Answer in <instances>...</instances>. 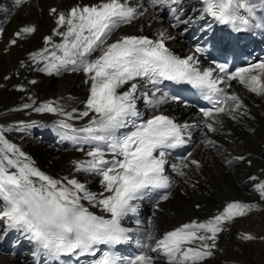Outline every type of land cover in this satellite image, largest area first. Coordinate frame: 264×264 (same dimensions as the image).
I'll list each match as a JSON object with an SVG mask.
<instances>
[{"label": "snow or ice", "instance_id": "1", "mask_svg": "<svg viewBox=\"0 0 264 264\" xmlns=\"http://www.w3.org/2000/svg\"><path fill=\"white\" fill-rule=\"evenodd\" d=\"M27 3L29 0H13V7L19 9ZM181 3L182 0H147L146 7L140 0H78L66 10L49 9L55 27L43 37L44 47L28 53V60L35 65V71L49 76L82 72L86 99L81 101L82 109L71 111L55 101L37 105L31 96L32 103L22 107L58 115L60 119L54 127L61 140L71 141L85 158L71 161L69 175H49L5 137V132L26 131L37 121L0 127V241L14 230L34 246V256L46 258L45 264L58 262L61 257H92L87 264H159L161 259L166 264H208L223 251L219 240L238 218L264 210L261 168L258 175L248 176L256 202L227 200L215 214L181 223L157 236L156 212L173 197L177 183L169 167L193 191L199 186L193 175L202 174L204 167L193 151L171 163L173 150L188 145L191 130L197 128L202 131L200 144L215 151L226 167L243 163L251 166V154H226L210 134L224 132L223 116L237 123L254 118L242 98L229 91L231 81H238L249 92L264 98V58L232 71L227 63L214 60L203 67L201 57L206 49L200 45L183 57L168 46L176 39L169 27L192 23L178 15ZM201 3L200 18L211 17L236 32L264 29V16L257 14L258 10L264 11V0ZM157 7L167 8L175 22L162 26L153 36L141 30L139 34L113 38L123 26ZM151 18L157 19L155 15ZM207 27L211 30V25ZM4 32L0 26V37ZM36 32L34 24L22 25L8 45L16 46ZM20 66L24 67L25 61ZM165 82L190 85L199 92L210 105L198 109L201 119L181 123L169 114L165 106H195L179 94L164 90ZM29 83L35 85L37 81ZM74 121L84 123L76 126ZM248 132L255 134L256 129L249 127ZM78 174L98 178L101 190L91 191ZM145 200L154 201V211L147 221L140 214ZM125 221L135 227L126 226ZM236 238L242 244L264 243V234L250 231L240 232ZM133 241L137 247L134 254L121 256L114 251L116 246Z\"/></svg>", "mask_w": 264, "mask_h": 264}, {"label": "bare ground", "instance_id": "2", "mask_svg": "<svg viewBox=\"0 0 264 264\" xmlns=\"http://www.w3.org/2000/svg\"><path fill=\"white\" fill-rule=\"evenodd\" d=\"M75 1L29 0V3L22 8L16 9L13 7V0H0V24L5 29L3 37H0V127L7 128L10 125L15 127L21 121L26 123L37 121L36 126L26 131H7L5 137L30 156L37 167L57 177L69 175L71 161L84 159V153L61 151L58 148L61 140L52 136L50 140L49 135H45V126L58 133L54 127L55 121L60 119L58 115L36 113L30 109H23L22 105L32 103L29 99L31 96L37 105L45 101H55L67 111H71L72 108L82 109L81 101L86 99L87 95V85L83 83L84 74L65 72L60 76H49L35 71V65L28 60V53L41 48L43 36L51 33L52 28L55 27L54 20L49 15V9L69 6ZM88 1L95 0H83V2ZM154 15L157 19L153 20L152 14H146L130 28L153 34L162 26L167 27L161 21L160 14ZM26 24H34L37 32L16 46H9L8 40L12 38L13 33ZM169 30L176 36L174 44H182V40L178 39L183 36L182 33L177 34L173 28ZM5 47L9 49L7 52L4 51ZM22 60L25 61L24 67L20 66ZM5 76L9 79L5 80ZM31 80H36L37 83L30 84ZM229 91L235 92L242 98L254 118H245L237 123L228 116H223L224 132L210 135L226 154L231 156L251 154L253 163L251 166L247 163L234 164L229 169L215 151L206 149L200 144L202 138V131H200L199 144L193 151L194 156L204 163L202 174L193 175V181L198 182L199 186L193 191L191 187L183 183L180 177L173 176L178 180L173 190L174 195L161 205L162 210L156 212L155 216L158 237L192 217L205 219L215 214L218 209H222L227 200L240 199L256 202L258 199L251 189L248 176L258 175L259 170L264 168V98L251 95L234 84ZM140 106L142 108V103ZM179 113L184 114L183 111ZM73 123L80 126L84 121ZM249 127L256 129L255 134L248 132ZM78 178L81 182H87L91 191L101 190L98 178L86 174H78ZM181 189H184L186 194L182 193ZM196 204H200V209L195 207ZM153 211L154 209L151 214ZM244 231L264 234V210L253 212L246 218H238L219 240L223 251L209 259L208 264H264V243L242 244L236 237L238 233ZM27 250L26 248V252L20 257H9L0 253V259L7 264H31ZM159 264H166V261L162 259Z\"/></svg>", "mask_w": 264, "mask_h": 264}]
</instances>
